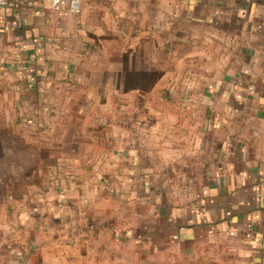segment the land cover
<instances>
[{"label":"crops","instance_id":"1","mask_svg":"<svg viewBox=\"0 0 264 264\" xmlns=\"http://www.w3.org/2000/svg\"><path fill=\"white\" fill-rule=\"evenodd\" d=\"M95 12L176 29L223 62L165 98L179 112L159 137L103 149L40 206L51 242L64 230L87 264H264V0H16L0 9V77L37 91L72 76L70 44Z\"/></svg>","mask_w":264,"mask_h":264},{"label":"rangeland","instance_id":"2","mask_svg":"<svg viewBox=\"0 0 264 264\" xmlns=\"http://www.w3.org/2000/svg\"><path fill=\"white\" fill-rule=\"evenodd\" d=\"M95 13L87 35L70 44L72 76L37 91H18L13 77H0V264H87L81 245L64 244V230L57 233L64 242H51L41 227L49 220L37 210L62 195L76 171L103 160V149L129 146L136 132L159 137L165 114L179 112L165 98H182L177 86L203 67L205 78L210 69L216 75L223 62L209 58L217 47L179 42L176 29Z\"/></svg>","mask_w":264,"mask_h":264},{"label":"built area","instance_id":"3","mask_svg":"<svg viewBox=\"0 0 264 264\" xmlns=\"http://www.w3.org/2000/svg\"><path fill=\"white\" fill-rule=\"evenodd\" d=\"M16 0H0V9H7L14 6ZM80 5L78 2H73V11L79 12Z\"/></svg>","mask_w":264,"mask_h":264}]
</instances>
